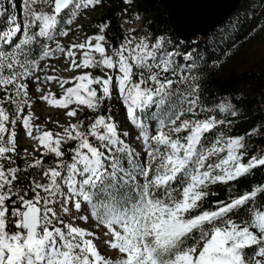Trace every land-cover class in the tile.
<instances>
[{
	"label": "snow or ice",
	"instance_id": "obj_1",
	"mask_svg": "<svg viewBox=\"0 0 264 264\" xmlns=\"http://www.w3.org/2000/svg\"><path fill=\"white\" fill-rule=\"evenodd\" d=\"M100 2L21 0L19 16L4 21L0 0V264H264V188L218 201L214 210L203 208L205 198L215 195L212 185L250 176L264 166V155L242 162L245 138L220 131L225 120L201 103L192 53L185 51L180 65L163 34L136 43L126 37L109 51L102 25L101 34L64 46L60 38L81 11ZM10 6L16 8L15 0ZM59 55L68 64L63 71L100 68L113 75L82 71L41 79V62ZM28 80L49 105H77L66 113L73 118L79 106L99 113L115 93L131 137L111 107L87 117V126L78 119L61 126L62 132H41L33 123L38 117L24 114L33 103ZM51 81L63 89L60 98L39 87ZM218 108L236 115L231 103ZM17 121L38 141L34 152L40 157L27 162L25 150L26 167L6 169L2 161L15 165L7 154H16ZM69 142L75 143L65 148ZM48 155L54 158L46 164Z\"/></svg>",
	"mask_w": 264,
	"mask_h": 264
},
{
	"label": "trees",
	"instance_id": "obj_2",
	"mask_svg": "<svg viewBox=\"0 0 264 264\" xmlns=\"http://www.w3.org/2000/svg\"><path fill=\"white\" fill-rule=\"evenodd\" d=\"M133 4H136L145 20H150L154 35L163 34L172 39L171 44H167V49L175 47L174 61L184 65L186 61L183 53H192L196 68L191 71L196 75V81L201 83V103L210 108L208 114L218 115L225 120L219 127L226 138H245L246 149L242 162L247 163L252 156L264 155V51L255 49L259 35L264 33V2L243 0L221 26L206 36L194 35L189 40H182L175 37L172 19L164 0H131V3H126L125 0H101L93 9L101 11L100 17L95 21L98 26L107 22L106 46L112 44L116 47L119 44L120 13ZM3 98L0 96V99ZM106 102L108 104L104 102L99 113L88 111L78 114V118L83 119L87 126V117L106 113L107 107H110V102ZM220 103H231L234 108L243 111V116L231 119L229 113H220ZM74 143L69 142L64 147H71ZM53 158L51 155L43 157L46 164ZM13 160L15 165L8 163V166H19L22 169L26 167L16 159ZM256 187L264 188V166L252 169L250 176L238 181L212 185L209 191L215 192V195L205 198L203 208L214 210L218 201L229 202V197L234 198ZM261 195L258 194L254 206L260 203Z\"/></svg>",
	"mask_w": 264,
	"mask_h": 264
},
{
	"label": "bare ground",
	"instance_id": "obj_3",
	"mask_svg": "<svg viewBox=\"0 0 264 264\" xmlns=\"http://www.w3.org/2000/svg\"><path fill=\"white\" fill-rule=\"evenodd\" d=\"M20 2L21 0H15V3H16V8L13 9L10 5H11V0H2V4H3V7H5L7 9V12L5 13L4 17H3V20L6 21L7 20V17L9 14H16L19 16L20 14ZM133 8V11H134V14H139L140 16H143L142 12L140 10H138L136 4H133L129 10H123L122 11V14H121V22H126L125 25H126V31H131L132 30V33L131 34H127V37H135L136 39H141L145 36H148L150 38H153L154 39V34L152 33L151 31V25H150V22L149 21H145V18L142 17L140 18L141 21L139 22H135V23H132V22H127L128 21V17L131 13V9ZM86 11H91V12H94V11H97V9H93V8H88V9H85V10H82L81 13L79 14V16L77 17L76 21L74 22V25H71L70 28H71V31L69 33V35L67 37H61L60 38V41L61 43L64 45V46H70L71 44H78L77 42H75V38L74 36L76 35V32L80 29L79 27H77L76 22L80 19H83L84 16H82L84 14V12ZM131 16V15H130ZM144 19V21H143ZM102 25H107V22H104ZM0 26H2V24H0ZM93 34L92 35H89V37H93L95 35H98V34H101L100 32V26H98L97 24H93ZM83 30V28H82ZM104 34V32H103ZM165 36V35H164ZM89 37H87L86 39L84 38L83 41L80 39L78 42L79 43H82L84 41H86ZM77 39V38H76ZM165 39H166V47H167V44H171L172 42V39H168L166 36H165ZM95 42V41H93ZM173 44V43H172ZM168 50H176L175 47H170ZM79 52V50H77ZM61 56V55H60ZM63 56V55H62ZM80 55H77L76 59L79 61L80 60ZM59 58H56V59H52V60H48L46 62H41V66L43 68V71L41 72H38L37 75H39L41 77V79H43L45 76L47 75H56L58 77H63V78H71L73 76H76V75H79L81 74L82 71H87V72H91L92 74L95 73V71L98 69V70H101L100 68H89V69H75L71 72H68V71H63V69H66L68 67V64H63V66L61 68H57L56 66L52 65L51 62H56V60H58ZM63 60H65V57L63 56ZM47 64L48 67H44V64ZM55 68L57 69L58 71H52V69ZM106 73H102V74H98L99 76L103 77V78H107V75H113V70H106L105 71ZM107 74V75H106ZM169 74V73H168ZM169 76H172L169 74ZM113 79L115 80V76H113ZM174 79H178V77H174ZM29 85V88H28V93H29V97L30 99L33 101L32 105H31V108L29 109L27 106H25V109H24V114L27 113V111H31L32 108H34L36 106L37 103L39 104H46V106L48 108H50V110H48L47 112V119L49 118V114H51V110H64L63 112L65 113V116L68 118V122H67V125L69 123H76V121L79 119L78 118V113H83L85 112V107L84 106H79L81 108V111H78L77 113V117H68L66 115L67 111L70 110L71 107H77V105H71L70 108H57V107H54L52 105H49L46 101H42L39 99V96L42 95L43 93L37 91V83L33 82L32 80H28L26 81ZM72 85L71 84H68V85H65V88L67 87H71ZM39 87H42L45 89V92H51V93H54L56 95L57 98H60L62 95H63V89L60 88L59 86V83L57 81H51V82H47V83H43V84H40ZM97 90H98V93H99V86L96 87ZM0 96L4 97L5 96V92L0 89ZM108 101V100H106ZM110 102V107H111V110H112V114L114 116V118L117 120V122H119V120L121 119V117H123V123H122V128H124L125 130H129V135L131 137V134H132V126L131 124L127 121L126 119V109L124 108L123 104H120V101L116 99V95L114 93L113 95V99L111 101H108ZM87 111H90L89 109H87ZM188 118L187 116L185 117H181V119H186ZM49 120V119H48ZM34 123V122H33ZM35 125H39L37 123H34ZM66 125V126H67ZM64 127H66L65 125H63ZM10 127V126H9ZM17 132L20 131L21 133H23V135H25L26 138H29L27 135H26V132L25 130L23 129V126L20 122L17 121V124H16V129H15ZM42 131H52V132H62L63 131V127H58L57 129L55 127H41V132ZM37 133L34 131L33 132V135H36ZM5 138H8L7 137V134L5 135ZM31 139V138H29ZM33 142H35L36 144V147L38 146V141L36 140H33L31 139ZM17 151L19 150H16V154H13L11 152H9L8 154H11V157L12 159H16L17 161H19L21 163V161L18 159V157H16L17 155ZM43 151V149H41V152ZM40 157V155H39ZM5 164V168H9L10 166H8V161H4L3 162ZM22 165H25L26 164H23L21 163Z\"/></svg>",
	"mask_w": 264,
	"mask_h": 264
},
{
	"label": "water",
	"instance_id": "obj_4",
	"mask_svg": "<svg viewBox=\"0 0 264 264\" xmlns=\"http://www.w3.org/2000/svg\"><path fill=\"white\" fill-rule=\"evenodd\" d=\"M172 19L175 37L189 40L206 36L221 26L243 0H164Z\"/></svg>",
	"mask_w": 264,
	"mask_h": 264
},
{
	"label": "rangeland",
	"instance_id": "obj_5",
	"mask_svg": "<svg viewBox=\"0 0 264 264\" xmlns=\"http://www.w3.org/2000/svg\"><path fill=\"white\" fill-rule=\"evenodd\" d=\"M126 5V4H125ZM130 7H128L127 9L129 10ZM126 10V9H125ZM135 11V10H134ZM133 8L131 9V13L129 15V17L127 18L128 21L127 22H139L141 21L140 18L144 17V16H140L138 13L134 14ZM100 13L101 11L97 10L94 12H89L86 11L84 12V14L82 16L83 19H80L76 22L75 25H77V27H79L80 29L76 32V35L74 36L75 38V42H77L79 44V40L81 39L83 41V39L89 37V35H92L93 32V24H96V19L98 17H100ZM137 17H139V19H137ZM144 21V19H143ZM145 21H150V20H145ZM142 22V21H141ZM74 25V24H73ZM83 28V30H82ZM77 38V39H76ZM255 49L257 51H264V33L259 35L258 41L255 44ZM58 60H56V62H51L52 65L56 66L57 68H61L63 66V64L65 63V60H63V56L59 55L58 56ZM1 94V93H0ZM48 110H50V108H48L46 106V104L42 103L39 104L37 103L36 106L34 108H32L31 112L33 113V115L35 117H38V119H35L33 122L39 124L41 127H55L56 129L58 127H61L63 125H67L68 122V118L65 116V113L63 112L64 110H51V114H49V120L47 119V112ZM233 110H236V115H231V112H227L229 113V117L231 119H235V118H240L241 116H243V111L242 110H238L236 108L233 107ZM28 114L25 113V115ZM123 117H121V119L119 120V122L123 123ZM17 132V131H16ZM16 150L17 151V155L16 157H18V159L21 161V163L23 164H27V162H31V160L33 159V155L35 157H39L40 152H34V149L36 148V144L35 142H33L31 139L26 138L25 135H23V133H21L20 131L17 132V136H16ZM25 150H27V162L25 160V156H26V152ZM8 156H11V154H7ZM4 162V161H2Z\"/></svg>",
	"mask_w": 264,
	"mask_h": 264
},
{
	"label": "built area",
	"instance_id": "obj_6",
	"mask_svg": "<svg viewBox=\"0 0 264 264\" xmlns=\"http://www.w3.org/2000/svg\"><path fill=\"white\" fill-rule=\"evenodd\" d=\"M125 23H126V22H121V13H120V17H119V21H118V26H119V28H120V32H121V40H120L119 44L116 45V47H114L112 44H109V45H107V46L105 45V47H106L107 49H109V51L118 48L122 43L125 42V38L127 37V34H131V33H132V30H131V31H126V25H125ZM150 24H151V22H150ZM105 31H106V30H104V35H105ZM139 40H140V39H135L133 43H136V42H138ZM106 70H107V69H103V70H98V69H97V70L95 71V73H93V75L96 76V75H98V74L106 73V72H105ZM165 75H167L168 78H172V79H174V77H173V76H169V74H165ZM93 87H98V85H93ZM104 102L107 103L106 100H105ZM107 104H108V103H107ZM120 104H122V103L120 102ZM85 112H88L86 107H85ZM89 112H91V111H89ZM83 113H84V112H83ZM83 113H78V114L80 115V114H83ZM92 113H93V112H92ZM18 122H19V121H18ZM88 122H89V121H88Z\"/></svg>",
	"mask_w": 264,
	"mask_h": 264
}]
</instances>
